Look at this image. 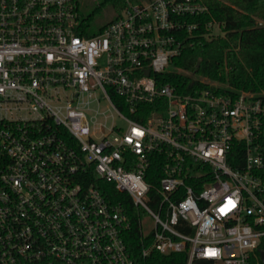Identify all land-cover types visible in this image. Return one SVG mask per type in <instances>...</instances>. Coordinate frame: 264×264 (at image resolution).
Returning a JSON list of instances; mask_svg holds the SVG:
<instances>
[{
    "label": "built area",
    "instance_id": "obj_1",
    "mask_svg": "<svg viewBox=\"0 0 264 264\" xmlns=\"http://www.w3.org/2000/svg\"><path fill=\"white\" fill-rule=\"evenodd\" d=\"M205 11L126 0L88 36L76 0H0V264H135L91 174L129 194L144 256L264 264V92L165 79Z\"/></svg>",
    "mask_w": 264,
    "mask_h": 264
},
{
    "label": "trees",
    "instance_id": "obj_2",
    "mask_svg": "<svg viewBox=\"0 0 264 264\" xmlns=\"http://www.w3.org/2000/svg\"><path fill=\"white\" fill-rule=\"evenodd\" d=\"M203 3L207 11L199 15V26L189 35L187 33L180 53L172 57L170 62L174 69L165 79L188 83L192 79L189 73H195L227 86L221 87L222 92H264V0H203ZM107 4L113 9L112 18L93 28V15ZM125 5L126 0H101L85 16L79 12L80 32L88 36L100 32L120 15ZM209 21L217 22L222 33L210 34ZM114 100L119 99L114 97ZM64 134L66 136V132ZM156 166L152 164V168ZM87 181L100 189L109 203L120 204L128 214L131 224L123 237L135 264H184L186 252L162 255L151 251L144 256L142 248L147 243L141 238L129 194L93 174ZM259 248L264 249V238Z\"/></svg>",
    "mask_w": 264,
    "mask_h": 264
},
{
    "label": "rangeland",
    "instance_id": "obj_3",
    "mask_svg": "<svg viewBox=\"0 0 264 264\" xmlns=\"http://www.w3.org/2000/svg\"><path fill=\"white\" fill-rule=\"evenodd\" d=\"M100 1L101 0H76L77 5H78V10L84 16L87 13H89L94 8V6L97 5ZM139 1H141V0H139ZM112 16H113V9H112L111 5L110 4L104 5L99 12H96L93 15V18L91 20V25L93 28H96L97 26H99V25L105 23L106 21H108L109 19H111ZM211 33L213 35H215L217 33H222V30H221V28H219L217 26H213ZM194 77H197V75L194 74ZM201 78L205 79L208 82L215 83V84L220 85V86H224V84H222L218 81H213V80H210V79L205 78L203 76H201ZM106 103L107 102H105L104 100H101V102L99 103L98 110L104 111V113L99 112L98 114H96L97 121L105 122L106 125H110V123L114 120L117 125L124 126L125 122L123 121V119L120 118L119 116H117L111 108L108 109L106 107ZM96 108H97V106L95 103H93V102L90 103L89 108L86 110L87 114L92 115ZM150 223H151V221L149 219L145 220L144 226L147 227L148 225H150Z\"/></svg>",
    "mask_w": 264,
    "mask_h": 264
},
{
    "label": "water",
    "instance_id": "obj_4",
    "mask_svg": "<svg viewBox=\"0 0 264 264\" xmlns=\"http://www.w3.org/2000/svg\"><path fill=\"white\" fill-rule=\"evenodd\" d=\"M259 253H260L261 258H262V260L264 262V250H259Z\"/></svg>",
    "mask_w": 264,
    "mask_h": 264
}]
</instances>
